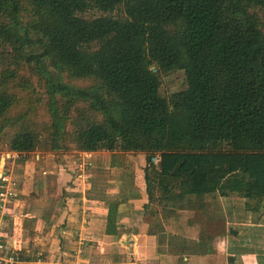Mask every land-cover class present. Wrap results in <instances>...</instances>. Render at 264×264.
<instances>
[{"label":"trees","instance_id":"16d2710c","mask_svg":"<svg viewBox=\"0 0 264 264\" xmlns=\"http://www.w3.org/2000/svg\"><path fill=\"white\" fill-rule=\"evenodd\" d=\"M263 7L264 0H0V144L20 153L144 152L146 195L164 202V215L147 207L157 253L222 264L207 197L239 196L252 212L264 203ZM91 10L102 14L85 16ZM176 71L187 86L165 97L161 73ZM116 207L109 205L108 234ZM173 209L201 213L196 238L165 232L162 217ZM21 252L20 261L31 259Z\"/></svg>","mask_w":264,"mask_h":264},{"label":"crops","instance_id":"0c3cea01","mask_svg":"<svg viewBox=\"0 0 264 264\" xmlns=\"http://www.w3.org/2000/svg\"><path fill=\"white\" fill-rule=\"evenodd\" d=\"M79 152L81 150L53 151L46 152L44 155L38 152L33 154L35 156H27L28 152H8L9 155L3 167L11 172L18 187L13 200L0 205L3 215L0 219L1 223L11 225L6 240L10 248L16 251H28L29 246L26 244L29 241H34V249L40 250L36 256L20 261L18 264H182L177 256L165 257L157 253L159 233L150 231L152 221L146 219L147 207L152 205L145 190L146 154L130 151L137 153L139 160L135 165L134 175L123 173L120 177L102 183V186L98 188L92 182L91 186H86V182L80 178V171L76 168ZM91 152L94 161L96 157L104 153H110L112 156L124 153L121 151ZM35 157L39 158L38 160L43 157L46 165L39 161L35 162ZM17 161H23L30 167L37 166L40 172L34 173V177L38 180L26 176L27 167L21 168L25 165L19 166L20 170L15 171L13 166ZM107 168L111 171H121V167L114 162L108 164ZM22 171H24L23 174H21ZM39 181H41L39 186L35 185ZM92 188L93 193L90 195L89 191ZM31 194L35 199L32 200ZM235 197L239 196H221L215 193L207 197L209 207L207 229L210 234H216L213 248L219 255L225 257L221 261L222 264H250L246 259L248 255L240 251L238 255L236 252L229 253L227 243L218 240L221 234L225 235L229 244H235L239 239L242 242L255 241V238L260 243L264 242V234L259 233L264 231V222H244L240 211H235L230 206L234 202L240 204L236 199L242 197ZM219 202L224 206V213ZM9 204L11 205L8 206ZM110 204L117 206V219L115 224L111 225L112 233L108 234ZM227 209L229 211L224 218ZM242 210L243 214L251 212L246 210L245 199ZM172 212L167 211L166 217H162L166 233L187 238H196L199 235L201 213L189 209H177L176 212L173 209ZM262 218L264 219V216ZM230 223L235 225L230 226ZM240 224L245 225L243 226L245 233H240L238 230L241 227L237 225ZM229 227L234 229L231 232L234 234L231 236V242L228 236ZM240 235H246V237ZM68 254L69 257H67ZM23 255L26 256L25 253ZM227 256L230 257L227 258ZM231 257L233 260L230 259ZM74 258L76 261L71 263L70 261ZM204 261L206 259L202 257H191L187 264H204Z\"/></svg>","mask_w":264,"mask_h":264},{"label":"rangeland","instance_id":"374dc122","mask_svg":"<svg viewBox=\"0 0 264 264\" xmlns=\"http://www.w3.org/2000/svg\"><path fill=\"white\" fill-rule=\"evenodd\" d=\"M257 11L259 12V14L261 15L262 19L264 20V7L263 8H257ZM102 13L100 11L97 10H91L87 13H85V16L87 17H93V16H98L101 15ZM10 50H12L10 48ZM5 63L3 62V60L0 59V70L5 66ZM162 74V83H161V94L165 97H170L171 94H173L176 91H180L184 88H186L187 86V80H186V74L184 71H176V72H172V73H168V74ZM37 83V81L35 82ZM76 83L80 84V85H85L88 83V81H84V80H77ZM40 87L43 86V82H40ZM40 119L43 121H47V112L45 111V108H43L42 110H40ZM70 130H72V126L69 127ZM12 132V130H11ZM6 152H10V150L7 148V145L5 143L0 144V154L1 153H6ZM40 152L41 154H46V152L48 153V151L46 150H42V149H36L34 151L28 152L27 156H32L34 153H38ZM115 155V154H114ZM35 156V155H33ZM35 159V160H34ZM33 160L39 161L41 162L43 165L45 164V160L43 157L40 158V160H38L39 158H34ZM60 160V159H59ZM32 162V161H31ZM49 162V161H48ZM47 162V163H48ZM112 162L116 163L117 165H119L121 167V171H111L107 168L108 164H111ZM139 160L137 158V153H133V152H124V153H120L117 154L115 156L110 155V153H104L99 155V157L95 158V161L93 159V163L92 166L89 168V170L87 171L85 177L83 178V180L86 182V186L90 185L91 186V182L93 184H96L97 187L99 188V186H102V183L104 184L107 180H111L115 177H120L122 176L123 173H127V175H130L133 173L134 175V169L136 168V164H138ZM21 163V164H20ZM25 165L21 168H26V176L32 178L33 180H38L37 177H34V173L36 174V172L39 174L40 170L37 169L35 167H30V165H26L24 164L23 161H17L16 164L13 166V168L16 170H20L19 166ZM19 168V169H18ZM125 169V170H122ZM24 171H22L21 174H23ZM11 173V172H10ZM24 174V175H25ZM31 174H33V176H31ZM18 178V177H17ZM40 179V178H39ZM145 181V180H144ZM41 181L37 182L35 185L39 186V183ZM89 186V187H90ZM97 188V189H98ZM90 195L93 193V188L92 190L89 191ZM35 194V193H33ZM33 194L30 195V197L33 199L34 196ZM235 198H239V197H235ZM29 200V201H32ZM236 201H239L240 204L237 203H233V205H230L234 208L235 211H240L241 214V219L246 222V223H252V222H257V223H262L264 222V219L262 218V216H264V203L260 209V211L258 212H250L247 214H243V208H244V199L239 198L236 199ZM221 203V202H219ZM154 204V205H153ZM164 202H159L158 200L153 201L152 205V209L153 211H158L159 213L163 214V210H162V206H163ZM11 204H9L8 206H10ZM10 208V207H8ZM221 210H223L224 213V206L220 205ZM3 210V209H1ZM220 210V209H219ZM227 211H229V209H227L225 211V215L223 216L225 218V216H227ZM239 214V213H238ZM164 215V214H163ZM215 216L217 217V214L215 213ZM220 218L222 216L218 215ZM3 215H2V211H0V219H2ZM246 219V220H245ZM220 220V219H219ZM2 220H0V235L2 239H7V232L9 230V228L11 227L10 224H6L4 225L3 223H1ZM220 226L222 225V223H219ZM235 225L234 223H230V226ZM247 225V224H246ZM240 226L241 228L238 229L240 231V233H245V230L243 229V226H245L244 224H240L237 225ZM264 228V227H263ZM230 234L229 236V242H231V239L234 234H232L231 232L234 231V229H232L231 227H229ZM237 231V230H236ZM238 232V231H237ZM239 233V232H238ZM259 233H263L264 231H260ZM259 233H257L258 236ZM242 237H246V235H240ZM238 238V236H236ZM218 240L222 243H227V246H229V253L232 252H236V254L238 255L239 251L240 253H245L246 259L249 261L250 264H264V242L260 243V241L255 238V241H248V242H242L240 239L237 243L235 244H229L228 241L225 239V235H219ZM119 241V240H117ZM34 241H29V243H27L26 245L29 246L28 247V251H24L26 256H30V257H34L36 256V254H38L40 252V250H36L34 249ZM246 244V246L244 245ZM117 245L119 246V243H117ZM256 246V247H255ZM241 248V249H240ZM27 250V249H26ZM23 252V254H24ZM22 253V252H21ZM41 253H44L43 251H41ZM131 255V254H130ZM23 256V255H21ZM67 257H69V254L67 255ZM230 256H227V258ZM71 258V257H70ZM225 258V257H224ZM130 259V258H129ZM241 260V257H240ZM76 261V258H74V260L70 261L71 263H74Z\"/></svg>","mask_w":264,"mask_h":264},{"label":"built area","instance_id":"2783aa9c","mask_svg":"<svg viewBox=\"0 0 264 264\" xmlns=\"http://www.w3.org/2000/svg\"><path fill=\"white\" fill-rule=\"evenodd\" d=\"M8 152L0 154V205L10 202L16 196V188L18 183L9 171L4 169ZM159 158H154L158 161ZM93 156L91 151H81L78 153L76 168L79 169L80 178H84L89 168L92 166ZM16 249L10 248L8 241L1 238L0 235V264H18L20 257L15 253Z\"/></svg>","mask_w":264,"mask_h":264}]
</instances>
